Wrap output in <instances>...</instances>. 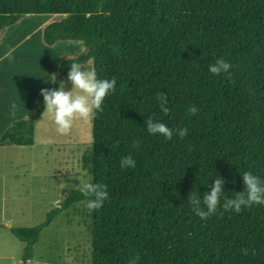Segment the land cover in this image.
Segmentation results:
<instances>
[{"label":"trees","instance_id":"trees-1","mask_svg":"<svg viewBox=\"0 0 264 264\" xmlns=\"http://www.w3.org/2000/svg\"><path fill=\"white\" fill-rule=\"evenodd\" d=\"M32 13L64 14L44 27L47 44L85 45L46 88L59 89L72 62L93 60L98 79L117 80L92 119L93 183L109 193L93 211V264H264V205L239 213L222 206L245 191L242 173L264 182V0H0V34ZM221 57L229 72L210 73ZM44 111L40 92L33 114L14 121L0 142L34 145ZM153 115L174 131L171 140L147 132ZM183 128L181 139L175 133ZM124 156L136 167L121 168ZM218 177L221 205L201 219L189 195L202 198ZM81 199L75 190L62 208ZM62 208L41 225L10 227L27 243L22 264Z\"/></svg>","mask_w":264,"mask_h":264},{"label":"rangeland","instance_id":"rangeland-1","mask_svg":"<svg viewBox=\"0 0 264 264\" xmlns=\"http://www.w3.org/2000/svg\"><path fill=\"white\" fill-rule=\"evenodd\" d=\"M63 17L26 14L1 32L0 110L6 119L30 117L61 62L85 50L82 40L44 41L45 24ZM92 65L93 60L82 70H92ZM62 82L66 91L72 89L68 75ZM13 102L19 108L16 117L10 115ZM36 123L34 145L0 143V264H22L27 254V243L10 227L43 224L78 190V178L93 183L92 120L75 121L68 135L56 131L51 113H42ZM87 199L62 208L43 228L28 264H93V211L87 209Z\"/></svg>","mask_w":264,"mask_h":264},{"label":"clouds","instance_id":"clouds-1","mask_svg":"<svg viewBox=\"0 0 264 264\" xmlns=\"http://www.w3.org/2000/svg\"><path fill=\"white\" fill-rule=\"evenodd\" d=\"M231 67L232 65L221 57L214 64L209 65V71L214 75H220L229 72ZM82 69L85 68L81 64L71 63L70 71L68 72V81L72 84L70 91L65 90V82H60L59 89H41V95L45 102V112L53 115L56 131L60 135L70 134L73 124L77 120L91 121L97 111H103L102 105L105 98L116 91V78L113 77L111 80L98 79L94 69ZM52 76L56 78L55 75ZM52 82H56V79L52 80ZM157 98L161 111L167 114L169 108L167 107L168 98L166 94L163 92L157 93ZM18 111V105L13 102L10 115L16 117ZM188 111L191 115L198 113L195 105L189 106ZM154 117L153 115L146 120L147 132L152 135H160L166 140H171L174 131L161 121L154 122ZM175 134H178L183 139L188 134V129H178ZM133 147H138V143L134 142ZM120 166L121 168H135L136 161L131 156H124L121 158ZM78 179V190L84 197L88 198L86 207L89 212L102 208L104 202L109 198L107 186L81 178ZM242 180L245 185V191L238 193L235 198L226 199L222 205L225 211L239 213L246 207L264 205V182L250 171L242 173ZM224 183L225 181L222 177L215 179L211 185L210 193H205L202 198L199 193L191 191L188 201L193 206L196 215L201 219H208L216 213L224 194ZM201 204H203V207H201ZM131 264H135V260Z\"/></svg>","mask_w":264,"mask_h":264},{"label":"crops","instance_id":"crops-1","mask_svg":"<svg viewBox=\"0 0 264 264\" xmlns=\"http://www.w3.org/2000/svg\"><path fill=\"white\" fill-rule=\"evenodd\" d=\"M47 24H45L46 26ZM9 27V26H8ZM7 28V27H6ZM5 28V29H6ZM4 30V29H3ZM2 30V31H3ZM53 45V44H52ZM85 64V63H84ZM83 65V64H82ZM92 70H93V65H92ZM34 110H35V105H34ZM44 113V112H43ZM41 117V116H40ZM9 118L8 114H5L2 110H0V137L1 135L5 132V130L15 121H12V119H6ZM29 118V117H27ZM21 119V118H20ZM37 124V123H36ZM10 141H5V142H0V143H8ZM12 143V142H10ZM13 144V143H12ZM16 145V144H15Z\"/></svg>","mask_w":264,"mask_h":264}]
</instances>
